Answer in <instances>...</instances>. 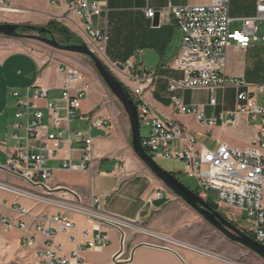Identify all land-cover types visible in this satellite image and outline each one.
<instances>
[{
  "label": "built area",
  "instance_id": "obj_1",
  "mask_svg": "<svg viewBox=\"0 0 264 264\" xmlns=\"http://www.w3.org/2000/svg\"><path fill=\"white\" fill-rule=\"evenodd\" d=\"M66 3L69 12L80 20L67 23V27L122 81H136V87L126 88L138 107L145 151L154 160L183 161L186 176L197 181L195 192L205 201L212 191L216 192V210L221 213L232 214L233 217L246 213L251 227L245 231L264 246V72L259 84L247 83L244 79H229L225 74L227 49L231 42L242 49H247L253 43H264V0L258 2L255 16L241 19V29L234 30L232 25L235 20L230 15L229 0H215L205 6L148 9L146 12L151 19L171 12L183 33L180 52L173 62V68L181 71L183 78L170 81V93L207 90L210 93L209 106L216 108L219 90L229 86L237 90V108L229 116L207 118L199 106H186L182 98L172 95L171 101L177 113L194 114L196 121L205 128L216 127L219 123L232 126L241 117H246L251 123L260 120L254 125L256 132L247 147L218 141L216 148L200 145L187 127L153 113L144 102L145 91L150 88L145 86L153 82V74L136 78L127 74L133 68L132 61L111 63L106 59L109 41L107 22L102 28H96L95 20L107 14L109 0H66ZM11 10L9 4L0 0V11ZM89 91L90 84L82 72L76 68L69 69L62 94L66 118L61 117V108L54 101H48L45 88L34 89L32 94L28 89L23 98L18 92L12 94L18 99L19 107L11 127L16 147L11 160L7 164H0V191L14 197L12 210L15 217L12 219L0 212V231H20L21 245L35 250V264H86V250L101 251L110 244L108 229L116 231L119 240L112 264H128L133 260L129 249L132 236L142 233L155 237L153 234L156 232L144 228L139 222L102 210L98 205L99 197L87 202L76 189L53 183L49 160L63 148L66 141L80 144L83 156L79 165L66 160L63 165L65 169L84 171L86 164L92 160L94 138L68 126L72 119L82 118L78 112ZM38 101H48V121H45ZM86 120L90 129L110 127V122L105 119L86 117ZM143 128L149 131L148 135H142ZM65 131L68 133L67 139L64 138ZM10 178H16L24 185L12 183ZM161 196L159 193L158 197ZM22 200L44 209L33 214L31 208L21 204ZM48 209H54L57 213L51 214ZM70 215L85 217L92 223L94 235L91 237L87 230L79 231ZM57 233H65L69 241L76 242V247L69 254H63L62 244H55L51 240L52 235ZM38 235L43 237L41 247L37 245ZM161 241L164 242L159 246L161 249L175 254V250H178L175 247L196 252L195 246L178 239L167 236Z\"/></svg>",
  "mask_w": 264,
  "mask_h": 264
},
{
  "label": "crops",
  "instance_id": "obj_2",
  "mask_svg": "<svg viewBox=\"0 0 264 264\" xmlns=\"http://www.w3.org/2000/svg\"><path fill=\"white\" fill-rule=\"evenodd\" d=\"M3 1L9 4L12 10L0 11V18L7 17L11 24L45 26L55 20L68 26L67 23L80 21L69 12L66 0ZM213 1L215 0H109L107 14L97 18L95 26L102 28L107 22L109 41L106 59L109 62L132 61L133 68L127 74L136 78L154 75L153 82L145 86L150 88L145 91L144 102L155 115L160 118L168 117L184 125L196 136L200 145L207 147V143L214 142L215 147L211 148H216L218 141H221L231 146L247 147L256 129L246 117H241L239 122L232 126L219 123L216 127L205 128L196 121L194 114L177 113L171 101L172 95L182 98L186 106H199L207 118L229 116L237 108V90L233 86L219 90L216 108L209 106L210 93L207 90L170 93V81L183 78V73L173 68V62L181 49L183 33L171 12L168 11L163 17L157 16L154 19L149 18L146 13L148 9L205 6ZM259 1L229 0L230 15L235 20L233 24H241V19L255 16ZM82 58L87 57L50 47L0 46V164H7L11 160L16 147L11 127L19 107L18 99L12 94L18 92L23 98L28 89L32 94L34 89L45 88L48 91V101H54L61 108V117L66 118L67 111L62 94L67 71L75 69V63H82ZM263 72L264 43H253L247 49L237 47L234 42L230 43L225 66V74L229 79H244L247 83L259 84ZM84 77L87 81L85 75ZM118 79L124 86H137L134 79H125V82L119 77ZM48 101L37 102L45 114V121H48L50 116ZM111 102L102 87L95 83L90 85L88 97L83 100L78 112L82 118L72 119L68 126L94 138L92 160L86 164L84 171L65 169L63 165L66 160L79 165L83 156L80 144L66 141L63 148L49 160V167L53 170V183L76 189L87 202L99 197L98 205L102 210L137 221L158 234L177 235L186 242L196 243V211L169 190L136 156L132 148L130 121L119 117L112 109ZM86 117L108 120L110 127L90 129ZM233 130L238 134L220 137L221 133ZM67 136L65 131L64 138L67 139ZM10 180L12 183L24 185L16 178ZM159 193L161 197H158ZM13 202L14 197L11 194L0 191V212L12 219L15 217ZM21 204L31 208L33 214L44 209L33 206L29 201L22 200ZM48 212L57 213L54 209H48ZM223 214L230 221L237 222L227 213ZM70 217L79 231L87 230L91 237L94 235L92 223L85 217ZM13 233L18 234L20 241L21 232ZM107 235L111 242L106 248L101 251H85L86 264H112V257L119 248V240L116 231L112 229L107 230ZM220 236L224 251L236 254L235 262L209 259L189 251L175 250V254L132 237L129 249L132 251L133 260L128 264H248L249 256L259 264H264L262 259L248 249L230 241L221 233ZM37 237V245L43 246V237ZM158 237L163 239L164 236ZM51 240L55 244H62L63 254H69L77 245L76 242L69 241L65 233L53 234ZM30 251L35 262V250Z\"/></svg>",
  "mask_w": 264,
  "mask_h": 264
},
{
  "label": "water",
  "instance_id": "obj_3",
  "mask_svg": "<svg viewBox=\"0 0 264 264\" xmlns=\"http://www.w3.org/2000/svg\"><path fill=\"white\" fill-rule=\"evenodd\" d=\"M29 29L33 33H21L22 30ZM45 29L32 25H19L11 23H0V36L25 41H38L50 46L53 49L84 55L89 58L104 84L119 100L124 107L130 121L132 131V148L136 156L160 179L164 185L182 199L189 207L195 210L208 223L217 229L230 241L248 249L264 261V246L257 243L246 232L236 227L232 221L214 209L207 201L201 198L195 191H192L173 174L165 171L143 148L140 134V119L138 107L124 88L123 83L107 67L105 62L100 59L87 44L64 45L52 37H44L41 33Z\"/></svg>",
  "mask_w": 264,
  "mask_h": 264
},
{
  "label": "rangeland",
  "instance_id": "obj_4",
  "mask_svg": "<svg viewBox=\"0 0 264 264\" xmlns=\"http://www.w3.org/2000/svg\"><path fill=\"white\" fill-rule=\"evenodd\" d=\"M0 23H9V19L7 17H2L0 18ZM232 29L233 30L241 29V24L240 23L233 24ZM0 46H5L8 48L19 47V46H24L29 48L50 47L38 41L17 40L13 38H7L4 36H0ZM81 62L82 63H75L76 69L81 71L86 76L87 81L90 83V85H93L95 83L98 87H102L106 96L109 97V99L112 101L110 105L114 110V112L124 120L127 119L129 120L124 107L104 84L101 77L97 73L92 61L89 58H82ZM210 111L211 110L209 109V112ZM259 122L260 120L252 123L251 125H255ZM141 133L143 136H146L148 135L149 131L146 128H143ZM236 134L238 133L233 130L230 132L221 133L220 137H229L231 135H236ZM207 145H208L207 147L210 148L215 147L214 142H209L207 143ZM155 161L165 171L173 174L180 182H182L192 191L197 190V181L195 179H191L186 176L185 164L183 161L175 160V159H163V158L155 159ZM209 196H210L208 199L209 203L215 204L217 201V193L212 191ZM227 215L232 219H234L235 221H237L238 223H240L245 229H250L251 225L249 223V218L246 213H243L242 216L238 215L237 217H233L232 214H228V213ZM144 228H148V227L144 226ZM160 234H164L168 237L178 239L184 242L185 244L195 246L196 252H192V253H195L198 256H202L214 260L217 259L232 260L234 262L235 259H237L236 254L226 253L224 251L223 245L220 242V239H222L220 238L221 237L220 232L217 229H215L210 223H208L197 212H196V243L186 242L180 239L179 237H177V235L172 236L168 233H160ZM132 237H134L137 241L143 240L145 244H151L157 248H160L159 246H162L164 244V242H162L158 238L149 235H144L142 233L133 235ZM175 248H178L180 252L189 251L184 248H179V247H175ZM247 262L248 264H259L251 256L247 258ZM0 264H35L33 253L29 249H26L20 244L19 236L17 233H5L3 231H0Z\"/></svg>",
  "mask_w": 264,
  "mask_h": 264
},
{
  "label": "trees",
  "instance_id": "obj_5",
  "mask_svg": "<svg viewBox=\"0 0 264 264\" xmlns=\"http://www.w3.org/2000/svg\"><path fill=\"white\" fill-rule=\"evenodd\" d=\"M40 28L45 29V32L41 33L44 37H52L54 36L57 41L64 45H76L83 43L79 37L74 34L67 26H65L63 23L59 21H51L45 26H38ZM34 31L29 29H24L21 31V33H33ZM125 90L131 97V93L126 86H124ZM132 98V97H131ZM209 203V201L207 200ZM210 204V203H209ZM214 209H216L215 204H210ZM251 238H254L249 232L245 231Z\"/></svg>",
  "mask_w": 264,
  "mask_h": 264
},
{
  "label": "flooded vegetation",
  "instance_id": "obj_6",
  "mask_svg": "<svg viewBox=\"0 0 264 264\" xmlns=\"http://www.w3.org/2000/svg\"><path fill=\"white\" fill-rule=\"evenodd\" d=\"M223 214V213H222ZM224 215V214H223ZM224 217L225 218H227L225 215H224ZM228 219V218H227ZM229 220V219H228ZM233 222V221H232ZM233 224L236 226V227H238V228H240L241 230H243L244 232H245V228L240 224V223H238V222H233Z\"/></svg>",
  "mask_w": 264,
  "mask_h": 264
},
{
  "label": "bare ground",
  "instance_id": "obj_7",
  "mask_svg": "<svg viewBox=\"0 0 264 264\" xmlns=\"http://www.w3.org/2000/svg\"><path fill=\"white\" fill-rule=\"evenodd\" d=\"M153 235H154L156 238H158V239H160L158 236H164L163 239H161V240H165L166 237H167V236H165V235L158 234V233H155V234H153Z\"/></svg>",
  "mask_w": 264,
  "mask_h": 264
}]
</instances>
